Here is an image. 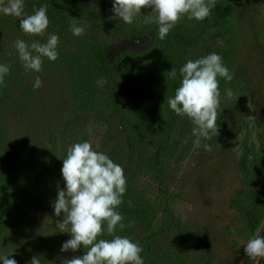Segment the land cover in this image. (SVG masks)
I'll list each match as a JSON object with an SVG mask.
<instances>
[{
	"label": "trees",
	"instance_id": "16d2710c",
	"mask_svg": "<svg viewBox=\"0 0 264 264\" xmlns=\"http://www.w3.org/2000/svg\"><path fill=\"white\" fill-rule=\"evenodd\" d=\"M29 2L25 14H32L34 9L47 5L48 31L58 33L60 37L59 58L56 61L44 58L40 73L26 72L15 48H5L0 43V64L10 68L4 77V86H0V114H18L26 99L40 91V88L33 89L37 75L41 78L50 70L64 69L66 110L71 115H97L96 122L102 123V148L97 150L122 165L127 177L124 203L118 208L124 216L125 228L121 231L118 227L116 234L138 242L144 236L145 247L141 255L145 264H211L207 256V239L200 230L182 227L181 220L169 205L170 185L195 137L191 134L193 125L189 118L176 115L167 100L174 96L182 79L179 69L189 59L195 60L213 52L222 56L230 72L236 68L242 82L248 86L243 63L234 64L232 57L235 37L233 1L216 0L211 15L203 21L189 20L185 16L163 40L159 38L156 23H143L145 16L155 17L151 8H142L135 22L129 25L115 17L113 0ZM73 20L78 25H89L84 35L72 34L69 25ZM8 27L0 24L1 31H10ZM11 29L14 30L10 32L23 33L19 20ZM30 38L26 41L46 42L47 34ZM113 39L123 45L119 47L117 44L112 51L109 43ZM13 57L15 62H11ZM173 67L177 70L176 79L168 75ZM218 80L222 92L226 80L221 77ZM14 94L17 99L7 103L8 99L15 98ZM231 110L229 104L220 107L219 134L210 140H202V144L213 148L222 143V122ZM42 115L41 121L47 123L48 114L43 111ZM69 121L48 122L46 135L42 134L35 141L20 138L12 145L7 140L6 122L0 121V254L13 246L25 247L39 240L37 228L33 237L27 235L28 239H25L22 235L25 229L28 232L29 217H35L32 211H38L53 199V151L59 146L64 147L56 169L57 178L64 181L61 168L67 148L89 140L80 125H71ZM260 144L252 130L246 129L238 157L239 172L246 188L235 203L251 223L257 220V211L264 200V146ZM187 230L190 235L185 240L180 237L182 242L177 245L172 241L170 245H164L165 248L158 246L154 249L153 243L160 237L182 236ZM99 238L112 237L105 234Z\"/></svg>",
	"mask_w": 264,
	"mask_h": 264
},
{
	"label": "rangeland",
	"instance_id": "374dc122",
	"mask_svg": "<svg viewBox=\"0 0 264 264\" xmlns=\"http://www.w3.org/2000/svg\"><path fill=\"white\" fill-rule=\"evenodd\" d=\"M232 1L235 9L232 20L235 32L232 57L234 64L243 63L249 84L246 86L242 82L236 68L231 70L234 77L230 82L225 81L221 92L220 107L229 104L232 108L229 116L222 122L224 128L222 143L213 147L211 151H206L203 147L197 148L194 143L191 145L170 185L169 205L175 216L181 220L182 227L200 230L207 239L206 242L209 244L207 256L210 257L211 264H255L245 254L244 247L255 233L264 235V200L257 211V220L253 223L248 222L235 201L246 188L238 167L240 146L246 129H251L252 135L262 143L260 146H264V0ZM29 3V0H25V8ZM18 20L14 16L0 13V24L9 26L10 31L14 30L11 28L15 27ZM10 31L0 30V43L5 48L13 46L18 38L31 40V36L27 34L25 36L23 33ZM117 44L121 47L123 42L111 40L109 45L112 51ZM11 62H15L14 57ZM50 71L48 74H42L43 84L40 91L26 99L18 114L13 115L14 113L10 112L0 114V121H5L7 125L8 142L12 145L20 138L24 141H35L45 133L48 122L59 123L64 119H70L71 125H80L87 132L94 147L102 148L100 138L102 123L96 122L97 115L69 114L64 95L66 72L64 69ZM226 89L233 91L234 95L231 98L227 97ZM15 94V98L8 99L7 103L17 99ZM249 99L253 105L252 109L247 107ZM43 111L48 114L47 123L41 121L43 117L40 115ZM63 148L59 146L58 151H53L51 159L53 168L51 175L55 178L53 199L38 211L34 209L35 213L32 211L35 217H29L28 232L25 229L24 234L22 233V237L28 239L27 235L29 238L33 237L37 228L39 240L35 243L32 241L25 247L13 246L6 251L11 253L9 258L16 259L18 264H30L33 256L41 257L43 264H62L64 258L82 256L86 251L81 246L75 252L71 250L61 252L63 242L70 239L71 235L68 232H61L57 226V222L63 219V214L56 217L52 203L57 198L58 188L65 186L64 181L56 176ZM262 176L264 177V171ZM184 233L186 234L182 236L171 234L160 237L153 243L154 249L158 246L165 248L164 245H170L172 241L173 245H177L182 242L181 238L185 240L190 235V231ZM140 238L142 240H139V243L143 248L144 236ZM144 255L146 257V253ZM259 264H264V259H260Z\"/></svg>",
	"mask_w": 264,
	"mask_h": 264
},
{
	"label": "clouds",
	"instance_id": "9594fccd",
	"mask_svg": "<svg viewBox=\"0 0 264 264\" xmlns=\"http://www.w3.org/2000/svg\"><path fill=\"white\" fill-rule=\"evenodd\" d=\"M216 0H113L112 11L126 24H133L142 8H151L155 17H144L143 23L158 25L159 38L165 39L169 32L185 16L189 19L203 21L211 15ZM47 5L34 9L32 14H25V0H0V13L19 19L23 33L31 37H44L46 42L33 39L31 42L16 39L13 47L18 53L26 72L43 71L44 58L56 61L59 58L58 33L49 32L50 20ZM89 25H78L73 20L69 27L74 36H81ZM139 44L140 42L137 41ZM10 72L6 64H0V86H4V77ZM168 75L176 79L175 67ZM182 77L174 96L168 97L170 109L178 116L187 117L193 127L194 145L211 151L210 140L218 136V110L220 109L221 92L218 77L230 82L234 74L224 65L222 56L213 52L204 57L189 59L180 69ZM43 81L36 76L33 89L42 87ZM228 98L234 93L225 90ZM249 109L253 105L249 99ZM64 188H58L57 198L52 207L56 217L63 214L57 222L61 232H68L71 238L63 242L61 252H75L81 246L85 253L72 258H64L62 264H145L141 255L142 246L127 236L116 234V230L125 228L124 216L118 211L124 203L127 190V177L122 165L114 162L106 153L98 151L90 140L70 145L63 158L61 168ZM131 206V201L128 202ZM107 234L111 239L99 237ZM249 259L259 264L264 259V235L257 232L244 247ZM11 253L0 254L2 264H18ZM30 264H43L41 257L33 256Z\"/></svg>",
	"mask_w": 264,
	"mask_h": 264
}]
</instances>
